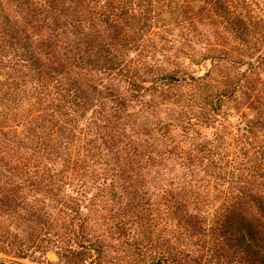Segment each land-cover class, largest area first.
I'll return each mask as SVG.
<instances>
[{
  "label": "trees",
  "instance_id": "16d2710c",
  "mask_svg": "<svg viewBox=\"0 0 264 264\" xmlns=\"http://www.w3.org/2000/svg\"><path fill=\"white\" fill-rule=\"evenodd\" d=\"M200 46L212 75L167 68ZM261 71L264 0H0V264H264ZM169 93L184 131L153 144ZM239 93L241 145L198 142Z\"/></svg>",
  "mask_w": 264,
  "mask_h": 264
},
{
  "label": "rangeland",
  "instance_id": "374dc122",
  "mask_svg": "<svg viewBox=\"0 0 264 264\" xmlns=\"http://www.w3.org/2000/svg\"><path fill=\"white\" fill-rule=\"evenodd\" d=\"M10 14L14 18H18L20 16V9L19 7L13 6L10 8ZM212 37V36H211ZM210 46H207L205 48L200 46L199 52L197 53H191V54H182L179 57L178 63L167 65V68L169 69H177L179 70L178 74L186 75L188 78L191 76L194 77H201L205 76L208 73H211L212 75V68H213V61L212 59H206L203 54L208 52ZM212 52V51H211ZM175 59V58H174ZM165 64V63H164ZM247 67H242L241 70L244 71ZM236 76L237 71L236 70H229L227 68L223 69L222 74L219 76H214L215 80H212V76L208 78V85H205L204 89H207L208 92L211 94L212 91H216L218 88L222 87L226 81H229V77ZM246 75H249V73L246 72ZM226 76V77H224ZM250 77V76H249ZM253 77V76H252ZM251 77V83L249 82V85L252 88H255V90L250 91L251 94L259 93V88H262V93H259V99L264 100V71L260 72V76H255L253 79ZM245 81L248 82L249 79H246L244 77ZM260 81V82H259ZM245 84V82L243 83ZM183 85H186L185 83ZM248 85V84H247ZM183 90H187L185 86L182 87ZM246 91V90H245ZM249 91V90H248ZM242 98H239L237 101L228 100L224 103L223 109L228 110L227 114L216 115V123H201L198 119H192V123H197L195 125V130H200L201 132V138L198 139V142L200 143H206V142H212L213 140H216L218 133L230 132V137H226V142L228 146L234 150L238 148L241 145V140L239 139L240 135L243 133H246L247 130H244V126L247 127V123L249 120L255 118L256 111L254 109H251L248 107L250 100L247 96L244 94L239 93ZM168 100L165 101L164 105L161 107L160 111L157 115H152L149 117V120L151 122V125L155 130H153V137L151 139V143H157L156 142L158 138V134H168V132L172 133L170 129H168L169 124H174V119L178 114L179 111V105L176 104V97L175 93H169L168 94ZM166 97V99H167ZM253 97V96H252ZM238 110V111H237ZM194 117L193 115H190ZM231 123V124H230ZM160 125L161 127L157 128V125ZM227 126V128H226ZM171 128V125H170ZM184 128L182 126H175L173 129H171L178 138H181L182 132ZM248 129V127H247ZM191 132H193L191 130ZM172 133V134H173ZM195 134V132H194ZM227 136V135H226ZM252 142L259 146L264 145V129H260L256 136L252 139ZM255 156H259L258 154H255ZM182 167H180V164L178 163L175 165V170L180 173ZM59 248L56 246H52L46 253L47 258L53 262L54 264H64L62 260L59 259ZM125 254V253H124ZM4 255L0 253V257H3ZM124 256V255H123ZM115 257V256H114ZM124 258H126L124 256ZM36 261L33 264H41L40 260H42V257L40 255H36ZM114 262L112 258H110ZM24 262L29 261L28 259H24ZM30 262V261H29Z\"/></svg>",
  "mask_w": 264,
  "mask_h": 264
},
{
  "label": "water",
  "instance_id": "95a60500",
  "mask_svg": "<svg viewBox=\"0 0 264 264\" xmlns=\"http://www.w3.org/2000/svg\"><path fill=\"white\" fill-rule=\"evenodd\" d=\"M244 130H247V127L246 126H244Z\"/></svg>",
  "mask_w": 264,
  "mask_h": 264
}]
</instances>
